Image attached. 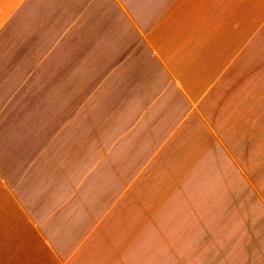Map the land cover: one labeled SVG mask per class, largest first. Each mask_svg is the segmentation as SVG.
Segmentation results:
<instances>
[{
    "label": "crops",
    "instance_id": "crops-1",
    "mask_svg": "<svg viewBox=\"0 0 264 264\" xmlns=\"http://www.w3.org/2000/svg\"><path fill=\"white\" fill-rule=\"evenodd\" d=\"M259 72L264 0H0V264H195L145 219Z\"/></svg>",
    "mask_w": 264,
    "mask_h": 264
},
{
    "label": "rangeland",
    "instance_id": "rangeland-1",
    "mask_svg": "<svg viewBox=\"0 0 264 264\" xmlns=\"http://www.w3.org/2000/svg\"><path fill=\"white\" fill-rule=\"evenodd\" d=\"M249 86L228 91L218 107L225 153L210 155L209 169L185 171L182 189L164 192L176 201H163L160 217L145 219V241L150 248L161 242L163 263L170 242L190 241L195 264H264V73Z\"/></svg>",
    "mask_w": 264,
    "mask_h": 264
}]
</instances>
